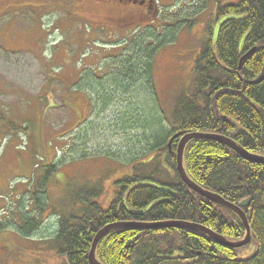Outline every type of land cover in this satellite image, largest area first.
Listing matches in <instances>:
<instances>
[{
	"label": "rangeland",
	"instance_id": "1",
	"mask_svg": "<svg viewBox=\"0 0 264 264\" xmlns=\"http://www.w3.org/2000/svg\"><path fill=\"white\" fill-rule=\"evenodd\" d=\"M157 1L159 19L131 33L98 19L125 15L134 2L0 0V264H65L53 237L80 207L79 185H98L106 209L116 179L136 165L154 171V135L170 133L178 97L192 94L198 48L216 33V3L229 0ZM182 18L191 25L176 27ZM141 39L148 77L119 91L113 82L127 76ZM44 169L49 180L38 190Z\"/></svg>",
	"mask_w": 264,
	"mask_h": 264
},
{
	"label": "trees",
	"instance_id": "2",
	"mask_svg": "<svg viewBox=\"0 0 264 264\" xmlns=\"http://www.w3.org/2000/svg\"><path fill=\"white\" fill-rule=\"evenodd\" d=\"M119 3L112 2L115 6ZM147 3L151 6L149 15L134 21L131 33H140L143 24L159 19L158 1ZM213 16L218 27L214 36L208 30L198 48L192 94L178 97L170 133L154 135L158 141L152 147L151 159L157 164L153 162L150 168L154 171H140L136 165L132 172L116 179L106 209L97 201L101 190L96 184L79 185L80 193H73L74 204L80 207L66 212L68 218L60 220L53 237L55 252L66 258L65 264H90L87 257L94 234L118 220H185L207 226L228 239L244 236V225L236 213L201 196L181 180L176 170L177 139L173 138L170 147L167 145L175 132L203 131L227 136L248 151L264 155V75L260 82L250 83L264 66V0L218 1ZM118 17L115 14L109 20H98L115 28L121 24L116 21ZM182 19L185 20L177 21L176 27L184 22L191 25L192 21ZM121 28L115 29L119 32ZM166 37L171 36L163 38ZM163 41L168 39L160 42ZM143 42L139 40L135 47L137 59L125 63L122 72L127 76L113 82L119 91L132 88L138 77L143 83L148 77L146 59L150 52L146 55L141 48L139 44ZM88 79L84 81L92 88ZM183 164L199 186L236 204L248 199L243 209L250 226V241L229 247L187 227L119 226L101 237L95 251L97 259L104 264H264V164L246 160L227 145L204 138H192L186 143ZM160 167L167 173L159 180L155 171ZM49 176L50 171L44 169L36 183L38 190L44 188Z\"/></svg>",
	"mask_w": 264,
	"mask_h": 264
},
{
	"label": "water",
	"instance_id": "3",
	"mask_svg": "<svg viewBox=\"0 0 264 264\" xmlns=\"http://www.w3.org/2000/svg\"><path fill=\"white\" fill-rule=\"evenodd\" d=\"M264 72L262 71L259 76L256 78V80H253L251 82L260 81L262 79ZM181 133V132H180ZM176 133L174 134L169 142L168 146H170L171 141L174 137H177L180 135V138L178 140L177 146H176V170L181 178V180L188 185L190 188H192L194 191L198 192L199 194L205 196L206 198L225 206L226 208H229L233 212H235L240 220L242 221L244 228H245V235L243 238L238 240H230L226 238L225 236L218 234L214 232L212 229H210L207 226H204L200 223H194L189 222L185 220H164V221H153V222H137V221H114L110 222L103 227H101L93 236L91 248L88 252V258L91 264H103L100 261L96 259L95 256V250L97 247V244L101 237L110 231L113 228L123 226V227H132V228H161V227H187L191 229H196L199 231L204 232L206 235L210 236L214 240H216L218 243L229 246V247H239L241 245H244L250 241V226L248 223V218L246 216V213L244 211V207L248 204V199H245L241 201L238 204H235L233 202H230L223 198L221 195L214 193L210 190L203 189L198 184H196L187 174L184 165H183V150L186 145V143L192 139V138H204V139H210L219 141L233 150H235L237 153H239L243 158L246 160L262 163L264 164V155H259L256 153L249 152L248 150L244 149L243 147L239 146L235 141H233L230 138H227L223 135L217 134V133H211V132H201V131H192V132H186V133Z\"/></svg>",
	"mask_w": 264,
	"mask_h": 264
},
{
	"label": "flooded vegetation",
	"instance_id": "4",
	"mask_svg": "<svg viewBox=\"0 0 264 264\" xmlns=\"http://www.w3.org/2000/svg\"><path fill=\"white\" fill-rule=\"evenodd\" d=\"M103 1H106V0H101V3ZM113 1H117V0H113ZM120 2L124 1V0H119ZM126 1H129V0H126ZM148 0H145V4H142V1L140 2L139 1V5H137V7H129L128 10H126V14H128V16L125 15H121L122 13H120L118 18L116 21L117 22H120L121 24H116L115 25V28H118L122 26L123 28V25L126 26V25H129V28H131V25L134 21L136 20H139L141 18H144L146 14L149 15V4L150 3H147ZM144 3V2H143ZM142 4V5H141ZM124 22H122V21Z\"/></svg>",
	"mask_w": 264,
	"mask_h": 264
},
{
	"label": "bare ground",
	"instance_id": "5",
	"mask_svg": "<svg viewBox=\"0 0 264 264\" xmlns=\"http://www.w3.org/2000/svg\"><path fill=\"white\" fill-rule=\"evenodd\" d=\"M183 21V20H182ZM264 72V66H263V68H262V70H261V72ZM264 75V74H263ZM263 78V77H262ZM254 80H256V79H254ZM262 79H260V81H261ZM260 81H256V82H250V83H258V82H260ZM217 134H219V133H217ZM221 135V134H220ZM224 136V135H223ZM176 154V153H175ZM92 243V242H91ZM241 246H243V245H241ZM240 247V246H239ZM91 248V247H90Z\"/></svg>",
	"mask_w": 264,
	"mask_h": 264
},
{
	"label": "crops",
	"instance_id": "6",
	"mask_svg": "<svg viewBox=\"0 0 264 264\" xmlns=\"http://www.w3.org/2000/svg\"><path fill=\"white\" fill-rule=\"evenodd\" d=\"M13 86H14V84H13ZM13 86L11 87L12 90H14V89H13ZM14 88H16V87H14Z\"/></svg>",
	"mask_w": 264,
	"mask_h": 264
}]
</instances>
